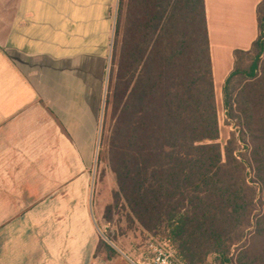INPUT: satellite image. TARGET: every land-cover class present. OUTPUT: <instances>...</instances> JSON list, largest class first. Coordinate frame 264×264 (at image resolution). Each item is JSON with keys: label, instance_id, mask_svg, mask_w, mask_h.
<instances>
[{"label": "trees", "instance_id": "obj_1", "mask_svg": "<svg viewBox=\"0 0 264 264\" xmlns=\"http://www.w3.org/2000/svg\"><path fill=\"white\" fill-rule=\"evenodd\" d=\"M118 13L109 211L169 241L181 264H264V0L222 86L224 145L205 0H119Z\"/></svg>", "mask_w": 264, "mask_h": 264}, {"label": "crops", "instance_id": "obj_2", "mask_svg": "<svg viewBox=\"0 0 264 264\" xmlns=\"http://www.w3.org/2000/svg\"><path fill=\"white\" fill-rule=\"evenodd\" d=\"M261 1L205 0L214 84L257 39ZM118 2L0 0V264H116L95 256L87 193Z\"/></svg>", "mask_w": 264, "mask_h": 264}, {"label": "rangeland", "instance_id": "obj_3", "mask_svg": "<svg viewBox=\"0 0 264 264\" xmlns=\"http://www.w3.org/2000/svg\"><path fill=\"white\" fill-rule=\"evenodd\" d=\"M132 16L135 14L134 8L131 10ZM118 8L116 17H118ZM124 20V18H123ZM123 25V24H122ZM121 34L118 38L114 35L111 45V56L108 63L106 90L103 100L102 124L99 141L97 142L95 164L93 168L92 183L87 193V208L90 219L92 220L96 234L105 243L110 245L116 252L110 261L116 264H145L152 256V250L148 248L151 241L162 243L165 240L159 238H151L143 232L137 225L130 224L125 218V211L122 207L112 208L109 211V206L114 204V192L116 190V182L107 162L108 140L112 129V98L115 80L118 71L119 49H120ZM117 48V51H115ZM116 52V54H115ZM218 121L220 127V140L222 145L229 139L230 133L234 131L232 126L226 125L225 113L222 105V85L214 84ZM56 209H61V206H55ZM62 214L61 211L57 214ZM81 215V211L77 206H70V215ZM66 219V218H65ZM53 225L54 230L62 228H72L75 223L67 221H55L47 223ZM105 260L108 253L104 247L98 256ZM212 263V258L209 259V264Z\"/></svg>", "mask_w": 264, "mask_h": 264}, {"label": "built area", "instance_id": "obj_4", "mask_svg": "<svg viewBox=\"0 0 264 264\" xmlns=\"http://www.w3.org/2000/svg\"><path fill=\"white\" fill-rule=\"evenodd\" d=\"M117 8L114 10L113 13L115 21L117 20ZM148 248L152 250V256L148 259L145 264H181L176 259L175 251L172 248L170 242L167 240L163 241L162 243H156L154 241H151L148 244Z\"/></svg>", "mask_w": 264, "mask_h": 264}]
</instances>
